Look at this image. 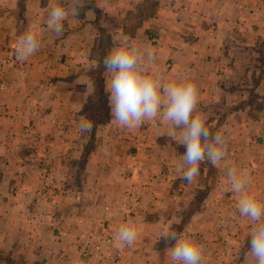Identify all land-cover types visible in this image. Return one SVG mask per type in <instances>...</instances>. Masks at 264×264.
Masks as SVG:
<instances>
[{"label": "crops", "instance_id": "1", "mask_svg": "<svg viewBox=\"0 0 264 264\" xmlns=\"http://www.w3.org/2000/svg\"><path fill=\"white\" fill-rule=\"evenodd\" d=\"M56 5L60 35L47 26ZM27 31L39 47L25 60ZM124 35L144 74L195 84L194 114L223 138L221 163L201 161L191 183L176 171L179 133L159 115L131 129L113 119L103 61ZM229 168L264 203V0H0L1 257L172 264L175 232L202 248V264H255ZM128 222L132 245L117 239Z\"/></svg>", "mask_w": 264, "mask_h": 264}, {"label": "clouds", "instance_id": "2", "mask_svg": "<svg viewBox=\"0 0 264 264\" xmlns=\"http://www.w3.org/2000/svg\"><path fill=\"white\" fill-rule=\"evenodd\" d=\"M78 3L79 0H76V5ZM76 10L75 6V13ZM66 15L65 7L60 5L48 10L47 26L56 35L63 32ZM38 47L35 34L27 31L19 37L16 55L27 60ZM148 59H152L151 53H148ZM141 62V54L128 46L127 35L119 40V46L114 47L103 61L109 77L107 90L110 93L113 119L120 126L131 129L159 115L170 125L171 136L175 137L179 133L180 144L185 146L186 151L176 171L187 183H191L200 173L201 161L208 160L213 165L221 163L225 157L223 138L218 132L212 133L205 126L204 120L194 114L198 100V90L194 83L172 80L161 85L158 79L144 74L139 69ZM91 128V121L82 117L80 130L88 132ZM227 178L230 190L239 197L237 209L240 216L253 222L249 234L250 253L255 259V264H264V203L247 191L246 173L229 168ZM166 237L175 240V245L169 250L172 264H202L203 250L189 237L183 234L177 236L175 232ZM117 239L122 244L132 245L137 239L134 224H121Z\"/></svg>", "mask_w": 264, "mask_h": 264}, {"label": "trees", "instance_id": "3", "mask_svg": "<svg viewBox=\"0 0 264 264\" xmlns=\"http://www.w3.org/2000/svg\"><path fill=\"white\" fill-rule=\"evenodd\" d=\"M98 98L100 99V101L98 100ZM97 98V101H98V103H100L101 102V98L100 97H98ZM94 110H96V107H92ZM0 260L3 262V261H5V262H7L8 264H21L20 262H17V261H14V260H11V259H9V258H3V257H1L0 256Z\"/></svg>", "mask_w": 264, "mask_h": 264}, {"label": "rangeland", "instance_id": "4", "mask_svg": "<svg viewBox=\"0 0 264 264\" xmlns=\"http://www.w3.org/2000/svg\"><path fill=\"white\" fill-rule=\"evenodd\" d=\"M2 263H4V264H8V263H5L4 261H3Z\"/></svg>", "mask_w": 264, "mask_h": 264}]
</instances>
